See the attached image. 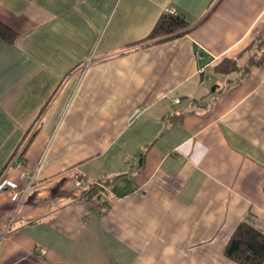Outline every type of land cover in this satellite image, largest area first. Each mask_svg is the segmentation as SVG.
Instances as JSON below:
<instances>
[{"label":"crops","instance_id":"crops-1","mask_svg":"<svg viewBox=\"0 0 264 264\" xmlns=\"http://www.w3.org/2000/svg\"><path fill=\"white\" fill-rule=\"evenodd\" d=\"M172 11L207 19L139 48ZM0 22V264H237L238 226L264 235V68L209 98L264 38V0H0ZM96 182L104 216L78 201Z\"/></svg>","mask_w":264,"mask_h":264},{"label":"trees","instance_id":"trees-1","mask_svg":"<svg viewBox=\"0 0 264 264\" xmlns=\"http://www.w3.org/2000/svg\"><path fill=\"white\" fill-rule=\"evenodd\" d=\"M206 19L207 17L199 24L192 25L183 15L167 12L160 18L151 34L141 42L139 48L153 47L182 38L194 31ZM0 39L10 45H14L17 41V35L14 31L0 22ZM247 53L248 60L245 65L241 64L240 58L224 59L214 68V75L225 77L227 85L224 87V85L221 86L217 83L214 86L217 89L216 93L214 95L210 94L209 98L218 93H222L224 89H230L232 86L239 84L251 67L264 68V38L256 41L250 46ZM234 74H239L235 80L230 78ZM202 107H205L202 102L194 101L190 104V111L187 112V114ZM185 115L186 114L180 115L179 119L185 117ZM3 176L4 173L0 176V179H2ZM101 183L102 182H96L90 184L86 190L82 192L78 201L95 202L100 209L101 216H104L109 212L112 199L107 189L103 187L106 184ZM225 256L237 264H264V235L247 222L241 223L227 245Z\"/></svg>","mask_w":264,"mask_h":264},{"label":"built area","instance_id":"built-area-1","mask_svg":"<svg viewBox=\"0 0 264 264\" xmlns=\"http://www.w3.org/2000/svg\"><path fill=\"white\" fill-rule=\"evenodd\" d=\"M172 13H173V14H177V12H173V11H172ZM200 73H201L202 75H204L205 77L207 76V72H206L205 69H201V70H200ZM141 112H142L141 110H137L136 114L138 115V114H140ZM34 181H35V178H34V177L30 178V181H29V183H28V187H27V189H26L21 195L16 194V192H15L14 189H7V192H8L11 196H14L15 194L18 195V196H19V198H18V201H19L18 204H21V203L23 202V200H24L26 194L32 189L33 184H34ZM76 185H77L78 187L82 188V187L85 186V183H84V181H83L82 178H77V179H76ZM43 253H45V252L43 251Z\"/></svg>","mask_w":264,"mask_h":264},{"label":"rangeland","instance_id":"rangeland-1","mask_svg":"<svg viewBox=\"0 0 264 264\" xmlns=\"http://www.w3.org/2000/svg\"><path fill=\"white\" fill-rule=\"evenodd\" d=\"M212 88L213 87L208 86V88H204L202 90H199L198 96H201L202 94H208L209 92H212ZM78 178H82L84 183L86 184V180H85L84 177H78ZM18 202L19 201H17V204H15V209H17V206L20 205V204H18Z\"/></svg>","mask_w":264,"mask_h":264},{"label":"water","instance_id":"water-1","mask_svg":"<svg viewBox=\"0 0 264 264\" xmlns=\"http://www.w3.org/2000/svg\"><path fill=\"white\" fill-rule=\"evenodd\" d=\"M212 92H215V88L212 89Z\"/></svg>","mask_w":264,"mask_h":264}]
</instances>
